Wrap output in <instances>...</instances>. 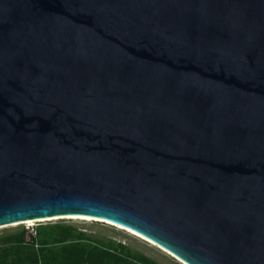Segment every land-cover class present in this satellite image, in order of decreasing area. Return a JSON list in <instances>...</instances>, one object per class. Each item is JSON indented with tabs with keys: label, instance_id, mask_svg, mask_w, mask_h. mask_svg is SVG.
Segmentation results:
<instances>
[{
	"label": "water",
	"instance_id": "obj_1",
	"mask_svg": "<svg viewBox=\"0 0 264 264\" xmlns=\"http://www.w3.org/2000/svg\"><path fill=\"white\" fill-rule=\"evenodd\" d=\"M64 216L264 264V0H0V226Z\"/></svg>",
	"mask_w": 264,
	"mask_h": 264
},
{
	"label": "trees",
	"instance_id": "obj_2",
	"mask_svg": "<svg viewBox=\"0 0 264 264\" xmlns=\"http://www.w3.org/2000/svg\"><path fill=\"white\" fill-rule=\"evenodd\" d=\"M71 228L51 227L34 251L24 245V234L0 249V264H157L132 253L120 243L90 240Z\"/></svg>",
	"mask_w": 264,
	"mask_h": 264
},
{
	"label": "rangeland",
	"instance_id": "obj_3",
	"mask_svg": "<svg viewBox=\"0 0 264 264\" xmlns=\"http://www.w3.org/2000/svg\"><path fill=\"white\" fill-rule=\"evenodd\" d=\"M71 228L74 234L81 233L85 238L98 240L103 243L112 241L120 243L128 248L132 253L148 257L157 264H184L171 254L157 247L153 243L127 231L119 226L107 222L95 221L93 219L63 218L51 219L39 222L13 223L0 227V249H3L11 242L14 237L24 234V245L36 251L43 241L44 235L50 232L51 227Z\"/></svg>",
	"mask_w": 264,
	"mask_h": 264
},
{
	"label": "bare ground",
	"instance_id": "obj_4",
	"mask_svg": "<svg viewBox=\"0 0 264 264\" xmlns=\"http://www.w3.org/2000/svg\"><path fill=\"white\" fill-rule=\"evenodd\" d=\"M63 218H69V219H72V218H76V219H87V220H91V218H88V217H77V216H64V217H55V218H43V219H36V220H27V221H23V222H21L20 224H23V223H27V224H31V223H33V222H39V221H45V220H51V219H63ZM93 220H95V221H100V222H104V221H102V220H98V219H93ZM106 222V221H105ZM108 223V222H107ZM18 224V223H17ZM10 225H12V224H10ZM6 226V225H5ZM0 227H2V226H0ZM130 233H133V232H131L130 231ZM133 234H135V235H137V236H139L138 234H136V233H133ZM139 237H141V236H139ZM141 238H143V239H145L144 237H141ZM145 240H147V239H145ZM147 241H149V240H147ZM150 242V241H149Z\"/></svg>",
	"mask_w": 264,
	"mask_h": 264
}]
</instances>
